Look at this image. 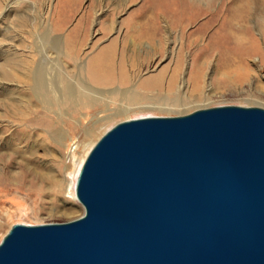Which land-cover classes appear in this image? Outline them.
<instances>
[{
    "label": "water",
    "instance_id": "95a60500",
    "mask_svg": "<svg viewBox=\"0 0 264 264\" xmlns=\"http://www.w3.org/2000/svg\"><path fill=\"white\" fill-rule=\"evenodd\" d=\"M74 195L81 217L13 225L0 264H264V109L119 122Z\"/></svg>",
    "mask_w": 264,
    "mask_h": 264
},
{
    "label": "rangeland",
    "instance_id": "374dc122",
    "mask_svg": "<svg viewBox=\"0 0 264 264\" xmlns=\"http://www.w3.org/2000/svg\"><path fill=\"white\" fill-rule=\"evenodd\" d=\"M150 11L180 18L198 14L185 0H0V241L15 224L66 223L83 215L70 196L72 173L108 129L127 120L119 116L101 121L113 113L106 100L107 92L117 88L118 58L122 53L129 60L134 57L130 46L137 35L135 24ZM210 18L162 31L166 42L155 40L150 49L158 54L149 69L137 66L141 79L163 69L170 75L176 66L189 79L192 62H207L206 79L212 87L206 98L196 100L189 90L185 99L191 101L184 107L146 115L175 117L218 106L264 109V31L255 27L249 32L256 41L252 48L237 47L228 26H222L221 12L208 28L200 29ZM142 42V47L150 46ZM103 52L114 55L112 85L92 80L90 71ZM149 56L143 54L140 60ZM43 57L51 74L89 91L90 109L66 101L57 89L59 78L51 79L55 87L60 81L59 87L37 94L42 90L34 87V69ZM231 58L248 70L242 77L219 74L220 65ZM124 69L132 68L127 64Z\"/></svg>",
    "mask_w": 264,
    "mask_h": 264
},
{
    "label": "bare ground",
    "instance_id": "6f19581e",
    "mask_svg": "<svg viewBox=\"0 0 264 264\" xmlns=\"http://www.w3.org/2000/svg\"><path fill=\"white\" fill-rule=\"evenodd\" d=\"M229 1L230 0H185L188 5L195 9L197 8L196 12L198 14H186L184 18L177 17L175 14L171 13L156 14L151 11V13H148L144 18L143 14V17H141V19L144 18L143 22L135 24L137 35L130 46L133 48L131 53L134 57L129 60L124 53L120 55L118 58L119 68L117 69L119 70V73L116 79L117 88L111 89L110 92H107L109 98L106 100V103L112 107L111 110H113V113L109 115L107 114V117H104L101 121H105L110 117L119 116H124L127 120L148 117H164L146 114H151L152 112H166L184 107L191 101V98L185 99V96L189 94V90L192 93H196V97H194L196 100L205 99L207 96L205 92L212 87L211 83L208 84L206 79V66L207 64L209 65L207 62L201 64L192 62L188 72L190 80L187 79V77L185 78V75L181 73V70H183L182 66H176L171 71L170 75H168V73L165 72L166 70L163 69L155 75L141 79L139 76L140 71L137 66L139 64H145L148 66L147 69H149V65L153 61L152 59L158 54L157 51L152 53L150 49L152 48V45L155 44V40L157 37H160L158 40L159 43L166 42L165 37L160 36L162 31L166 32L167 29L176 26L184 27L188 24L191 25L200 17L209 16L211 18L200 26V29H206L214 21L213 17L219 12L222 13V26H228L226 27L227 33L237 47L249 45L247 48L249 49L255 46L254 44L256 41L249 32L253 31L255 27L256 29L258 28V30L264 31V0ZM161 22L164 24L161 25ZM143 40H145L150 46L142 47ZM107 52H103L99 58L95 59V69H91L90 71L93 77L92 80H94L96 84L98 83L103 86L112 85L115 81V76L110 75V72L114 69V55ZM143 54H150V56L140 60V56ZM44 61L43 57L40 60L38 69H34L35 78L37 80L34 87L37 89L41 88L42 90V93L38 91L39 93L37 92V94L43 96V90L47 92H45V94H49L50 90L59 87L60 81L59 86L57 87L51 83L52 78L57 81L59 78V80H62V84L60 88L57 89L59 92L62 91V97L66 101H75L77 106H80V109H90L91 99L87 95V92L89 93V91L82 86L76 87L66 80L60 79V76L55 73L51 74L49 67H47L48 64L46 65ZM127 64H130V68H132L129 69L130 72H126L124 69V66ZM242 65L243 63L236 59H227L223 65H220L221 70L219 71L221 73H219V71L218 73L222 76L233 73L234 76L242 77L245 72L248 71ZM148 93L156 94L148 96ZM93 94L98 95L96 93ZM100 118L102 117H99V119ZM84 159L85 158L79 160L77 163L69 183L70 196L73 200L75 199L74 186L76 178Z\"/></svg>",
    "mask_w": 264,
    "mask_h": 264
}]
</instances>
